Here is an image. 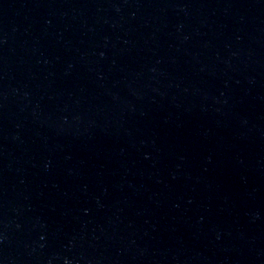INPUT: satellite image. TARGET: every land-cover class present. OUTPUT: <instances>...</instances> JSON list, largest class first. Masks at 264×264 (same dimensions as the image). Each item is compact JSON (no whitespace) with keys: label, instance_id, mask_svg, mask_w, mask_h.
I'll use <instances>...</instances> for the list:
<instances>
[{"label":"water","instance_id":"95a60500","mask_svg":"<svg viewBox=\"0 0 264 264\" xmlns=\"http://www.w3.org/2000/svg\"><path fill=\"white\" fill-rule=\"evenodd\" d=\"M0 264H264V0H0Z\"/></svg>","mask_w":264,"mask_h":264}]
</instances>
